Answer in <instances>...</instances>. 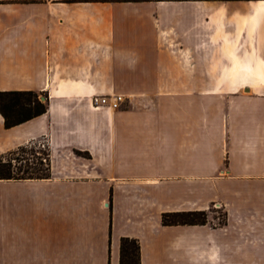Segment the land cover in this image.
Segmentation results:
<instances>
[{
  "label": "crops",
  "instance_id": "1",
  "mask_svg": "<svg viewBox=\"0 0 264 264\" xmlns=\"http://www.w3.org/2000/svg\"><path fill=\"white\" fill-rule=\"evenodd\" d=\"M0 91L48 97L0 155L50 154L0 181V264H264V0H0Z\"/></svg>",
  "mask_w": 264,
  "mask_h": 264
},
{
  "label": "trees",
  "instance_id": "2",
  "mask_svg": "<svg viewBox=\"0 0 264 264\" xmlns=\"http://www.w3.org/2000/svg\"><path fill=\"white\" fill-rule=\"evenodd\" d=\"M47 95L36 92L0 91V114L5 129L22 125L47 112ZM30 145L0 156L1 180H41L50 178V154L38 153L37 163H30L25 155ZM31 155H34L33 153ZM41 167V168H40ZM44 167V169L42 168ZM164 226L205 225V212H173L162 216ZM120 264H140V245L137 240L123 238L120 242Z\"/></svg>",
  "mask_w": 264,
  "mask_h": 264
},
{
  "label": "rangeland",
  "instance_id": "3",
  "mask_svg": "<svg viewBox=\"0 0 264 264\" xmlns=\"http://www.w3.org/2000/svg\"><path fill=\"white\" fill-rule=\"evenodd\" d=\"M125 106L123 105L122 108H124ZM29 148H28V151H27V154L25 155V157H27L29 160L30 163H37V158L40 159L41 155L38 154V153H47V151L49 152V149H48V145H47V141H45L44 139H38L37 141L35 142H32L30 144ZM43 145L45 146V148H43ZM9 153V152H8ZM34 154V155H31V154ZM7 153L5 154H2V155H6ZM1 156V155H0ZM41 168V167H40ZM44 169V167H42ZM206 213V212H205ZM207 214V218L208 216H210V214L206 213ZM213 216H215L216 218H221V220H223V214L220 212L216 213V212H213Z\"/></svg>",
  "mask_w": 264,
  "mask_h": 264
},
{
  "label": "built area",
  "instance_id": "4",
  "mask_svg": "<svg viewBox=\"0 0 264 264\" xmlns=\"http://www.w3.org/2000/svg\"><path fill=\"white\" fill-rule=\"evenodd\" d=\"M122 98L121 97H113V99H110L108 97H94L92 99L93 105L95 106H106L109 105L112 109H118L120 108V105L122 103ZM43 148L45 146L43 145Z\"/></svg>",
  "mask_w": 264,
  "mask_h": 264
}]
</instances>
